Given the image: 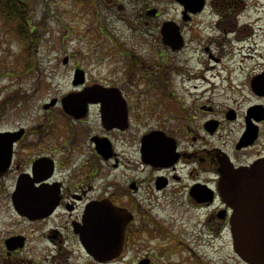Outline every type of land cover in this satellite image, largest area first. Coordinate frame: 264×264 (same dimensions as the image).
<instances>
[{
    "label": "flooded vegetation",
    "instance_id": "obj_1",
    "mask_svg": "<svg viewBox=\"0 0 264 264\" xmlns=\"http://www.w3.org/2000/svg\"><path fill=\"white\" fill-rule=\"evenodd\" d=\"M71 1L80 18L74 33L87 23L83 33L91 39L100 6L130 32L106 35L103 21L101 55L90 49L79 56L76 48L63 58L73 63L69 89L43 102L27 123L3 115L0 133H14L5 134L10 161L0 167V264L126 261L143 247L142 235L167 230L162 216L188 212L184 199L206 216L205 228L230 233L234 208L221 194L224 175L264 159V62L250 64L264 61V53L238 58L224 32L252 19L246 10L261 9L264 0H173L171 11L163 0ZM106 67L113 77L102 74ZM173 74L187 75L182 84L194 80L197 91H172ZM69 94L74 114L64 108ZM5 141L0 136L2 159ZM148 151L161 160L146 161ZM108 201L129 218L122 249L110 261L95 231L97 215L106 225ZM150 254L134 253L128 262L156 264Z\"/></svg>",
    "mask_w": 264,
    "mask_h": 264
},
{
    "label": "rangeland",
    "instance_id": "obj_2",
    "mask_svg": "<svg viewBox=\"0 0 264 264\" xmlns=\"http://www.w3.org/2000/svg\"><path fill=\"white\" fill-rule=\"evenodd\" d=\"M163 1L162 6L171 11L175 4L173 0ZM29 4V23L38 30L35 29L36 33L33 30L31 63L30 59L27 61L24 58L28 55V50L25 40L18 34L16 22L7 21L0 16V128L7 126L4 114H14L15 119H18L16 122L27 123L25 119L28 115L38 113V108L43 102L69 89L67 82L71 79L73 63L64 64L62 60L68 52L76 48L83 50V52L76 50L79 56L90 49H98L101 55L103 34L98 27L103 21L106 24V35L130 32L113 11L100 6L101 15L96 23L91 25L92 30L89 29L88 34L92 40L89 37L88 40L83 33V30L88 28L87 23L74 33L77 30L76 25L80 24L78 22L80 18L75 16L71 0H29ZM246 12H249L252 19H239L237 26L224 32L231 40L229 44L233 53H239L238 58L242 57L241 53L248 55L264 53V5L261 9L248 8ZM89 17L86 16V19ZM40 32L41 38L38 40ZM226 46L228 47V44ZM81 58L90 69L86 57ZM256 61L260 64L264 62L262 58H257L250 64ZM191 63L196 64V60H192ZM114 66L115 64L111 65ZM102 74L114 76V73L109 74L108 67ZM118 76L122 78V73H115V77ZM184 76L187 75H172L171 80L175 82L171 85L172 91L179 93L184 85L194 83V80H190L182 84ZM189 88L193 92L197 91L192 85ZM181 208L183 211L188 209V212L181 214L175 209L172 210V215L162 217L159 215L163 228L167 230H161L162 235L161 231L152 236L142 235L143 247L131 249L126 261L120 260L114 264H129V258L134 253L146 252L151 253L156 264H244L234 252L230 233H215L210 228H205L202 221L206 216L189 208L185 199ZM149 237L150 239H147Z\"/></svg>",
    "mask_w": 264,
    "mask_h": 264
},
{
    "label": "water",
    "instance_id": "obj_3",
    "mask_svg": "<svg viewBox=\"0 0 264 264\" xmlns=\"http://www.w3.org/2000/svg\"><path fill=\"white\" fill-rule=\"evenodd\" d=\"M67 59L64 60L66 62ZM82 72L78 70L77 73ZM72 94L64 98V108L68 113L74 114L77 105ZM46 104L48 107L53 104ZM14 132L5 131L0 133L5 138V149L0 158V167H5L10 161L9 139L5 134ZM13 141V139H12ZM158 152V151H157ZM153 151L144 157L148 161L158 162L162 154ZM2 152L0 151V154ZM221 194L223 199L234 208L231 216L232 234L234 248L237 253L250 264H264V159L256 161L250 167L239 169H228L222 182ZM100 221L96 224V232L106 240V260L119 255L128 221L123 209L116 207L113 203H106V225L105 216L97 215ZM8 244L10 240L7 241ZM88 250L97 258H102V251L97 252L93 246H87Z\"/></svg>",
    "mask_w": 264,
    "mask_h": 264
},
{
    "label": "trees",
    "instance_id": "obj_4",
    "mask_svg": "<svg viewBox=\"0 0 264 264\" xmlns=\"http://www.w3.org/2000/svg\"><path fill=\"white\" fill-rule=\"evenodd\" d=\"M30 4L29 0H0V16L7 21H15L17 24L18 34L26 42V49L28 50V55L24 58L28 61L32 55V44L33 30H37L36 26L33 28L31 26L29 18ZM31 27V28H30ZM38 31V30H37ZM35 31V33L37 32ZM38 40L41 38V32L39 34ZM25 49V50H26ZM33 59H30V63ZM30 65V64H29Z\"/></svg>",
    "mask_w": 264,
    "mask_h": 264
}]
</instances>
